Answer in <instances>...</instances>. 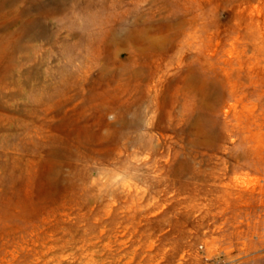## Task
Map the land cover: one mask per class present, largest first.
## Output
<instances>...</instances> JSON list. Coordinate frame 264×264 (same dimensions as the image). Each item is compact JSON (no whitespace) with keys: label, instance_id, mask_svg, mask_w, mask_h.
I'll list each match as a JSON object with an SVG mask.
<instances>
[{"label":"rangeland","instance_id":"obj_1","mask_svg":"<svg viewBox=\"0 0 264 264\" xmlns=\"http://www.w3.org/2000/svg\"><path fill=\"white\" fill-rule=\"evenodd\" d=\"M0 264H264V0H0Z\"/></svg>","mask_w":264,"mask_h":264}]
</instances>
